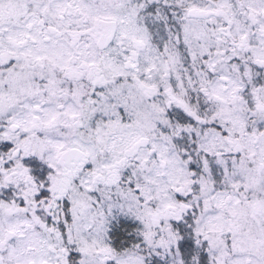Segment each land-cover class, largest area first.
I'll return each instance as SVG.
<instances>
[{
    "label": "snow or ice",
    "instance_id": "snow-or-ice-1",
    "mask_svg": "<svg viewBox=\"0 0 264 264\" xmlns=\"http://www.w3.org/2000/svg\"><path fill=\"white\" fill-rule=\"evenodd\" d=\"M0 264H264V0H0Z\"/></svg>",
    "mask_w": 264,
    "mask_h": 264
}]
</instances>
